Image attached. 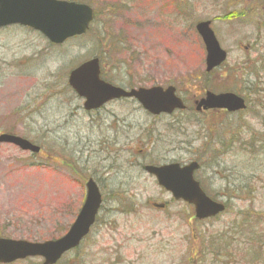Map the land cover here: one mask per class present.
I'll return each instance as SVG.
<instances>
[{
  "label": "rangeland",
  "instance_id": "374dc122",
  "mask_svg": "<svg viewBox=\"0 0 264 264\" xmlns=\"http://www.w3.org/2000/svg\"><path fill=\"white\" fill-rule=\"evenodd\" d=\"M67 1L86 3L98 13L83 40L55 47L27 29L0 30V135L43 148L34 157L0 145V237L44 242L64 235L93 178L105 197L99 223L60 264H239L234 255L249 248L244 242L261 240L264 250V112L256 98L249 95L247 113L198 129L192 120L184 128L180 113L150 117L131 99L87 113L68 85L71 70L102 56L113 85L174 86L189 106L205 91L244 96L251 85L264 90V9L245 11L247 0ZM209 20L229 56L206 75V52L195 26ZM249 69L260 72V81L241 76ZM252 140L262 144L251 146ZM191 160L202 165L196 177L206 193L228 205L214 221L195 220L190 207L142 170ZM253 223L258 226L251 229ZM220 234L225 247L231 241L244 244L229 247L231 257L219 256V247L212 251L209 241Z\"/></svg>",
  "mask_w": 264,
  "mask_h": 264
},
{
  "label": "water",
  "instance_id": "95a60500",
  "mask_svg": "<svg viewBox=\"0 0 264 264\" xmlns=\"http://www.w3.org/2000/svg\"><path fill=\"white\" fill-rule=\"evenodd\" d=\"M93 10L87 5L59 0H0V27L20 24L41 32L49 41L61 44L66 39L87 32L93 21ZM207 50V71L219 67L227 58L210 29V22L197 26ZM100 60L91 59L76 69L68 77L70 87L85 99L86 111L96 110L106 103L118 99H135L150 114H171L176 109H184L182 100L176 95V88L160 86L132 89L130 91L110 85L100 78ZM226 109L236 112L246 109L244 99L233 93L216 95L207 93L198 108ZM0 143L13 144L23 151L38 154L40 148L26 139L14 135L0 136ZM197 163L181 167L172 164L164 167L146 166L144 170L154 175L163 187L177 201H184L195 207V215L204 220L223 213L225 205L210 199L194 179ZM87 197L69 232L62 238L44 243L0 238V264H9L29 257H42L44 264H56L65 253L79 246L96 222L102 205V196L97 184L90 179L86 184ZM162 208L163 206L155 205Z\"/></svg>",
  "mask_w": 264,
  "mask_h": 264
},
{
  "label": "flooded vegetation",
  "instance_id": "af4514ba",
  "mask_svg": "<svg viewBox=\"0 0 264 264\" xmlns=\"http://www.w3.org/2000/svg\"><path fill=\"white\" fill-rule=\"evenodd\" d=\"M184 1V0H181V2ZM248 2V6L247 8L245 9V11H248L249 13L252 12L253 10H256L254 8H262L264 9V0H247ZM183 3V2H182ZM255 3V4H253ZM251 4H253V6H251ZM256 6V7H254ZM249 7V8H248ZM180 15H187L186 12L185 13H180ZM245 16V15H244ZM177 18H179L177 16ZM245 18V17H244ZM207 22V21H206ZM210 22V25H211V28L213 29L212 25H213V22L212 20H209ZM200 23V22H199ZM198 23V24H199ZM7 28H11L10 27H5V28H0L1 29H7ZM196 30V29H195ZM264 31V30H262ZM197 32V31H196ZM216 70L214 71H210V72H207L206 69H205V73L206 75L207 74H213ZM255 81H258L257 78H255ZM251 86H249V88H251ZM207 92H213L215 93L216 91H205L204 94L202 93L203 96H201L198 100H195L194 102V106H189L185 100L183 99L185 105H186V109L183 110V111H176L174 112L173 114L171 115H161V116H157L155 118H160V117H175L178 113H180L182 116H183V121L186 122H182L183 123V126L184 128H186V125L189 126V121L192 120L193 122V125H197L198 126V129H203L202 126L203 125H208V124H212V125H217V124H220V121L221 123L223 122L224 118H230L232 120V118L236 115H240V114H244V112H235V113H231L225 109H204V107H201L200 109L198 108V105L199 103L201 102V100H203L205 97H206V94ZM220 93H237L236 91H233V90H229V91H222ZM219 93V94H220ZM239 93V92H238ZM241 95V94H240ZM249 95L256 98V103L257 104H260L263 102V99H264V90H259V91H255V90H248L246 92H244V99L246 100L247 104H248V108L251 107L252 105V102L251 100L249 99ZM259 95V96H257ZM118 101H122V100H118ZM118 101H113L111 103H114V102H118ZM110 103V104H111ZM109 105V104H108ZM107 106V105H106ZM103 107L101 110L105 109L106 108ZM150 117H153L151 116L150 114H148ZM154 118V117H153ZM220 119V120H219ZM121 120L119 119L118 120V123L120 122ZM115 142V141H114ZM109 145L113 146V143H109ZM116 145L118 146V143H116ZM114 152V154L118 155L119 156V150H116V151H112ZM41 154H43V149L41 151ZM113 159H114V156H113ZM191 162H198L199 165H200V169L197 171V173L202 169V165L199 161H190ZM143 167V166H142Z\"/></svg>",
  "mask_w": 264,
  "mask_h": 264
},
{
  "label": "trees",
  "instance_id": "16d2710c",
  "mask_svg": "<svg viewBox=\"0 0 264 264\" xmlns=\"http://www.w3.org/2000/svg\"><path fill=\"white\" fill-rule=\"evenodd\" d=\"M90 34V32H89ZM86 37H82L80 38V40H83L85 39ZM99 58L101 60H103V57L102 56H99ZM260 72L258 70H249V72L246 74V76H249L251 74H255L256 76L259 74ZM102 74L104 76V69L102 71ZM105 77V76H104ZM256 91H259V90H256ZM71 92V90H70ZM259 96V95H257ZM260 105L263 106V109H264V102L263 103H260ZM264 111V110H263ZM251 146H254L256 143H261L259 141H251ZM257 221V220H256ZM258 222V221H257ZM245 223V222H244ZM243 223V224H244ZM259 224V222H258ZM256 226L258 225H255L254 223L252 224V228L251 229H254ZM245 227H246V224H245ZM239 229H242V232L243 233V227L241 226ZM233 231V230H232ZM236 234H239V231L236 230L235 232ZM204 240V237L202 238ZM226 239V237H224V234H220V235H215V237L211 238L210 239V243H209V246H210V249H212V251H215L216 252V246L219 247L218 251H219V256H223V255H227L229 257L232 256L231 253L229 252H226L228 251L229 247H232V246H235V242L234 241H231L226 247L224 246L223 242L224 240ZM233 240V238H232ZM237 245L235 246L236 248L239 249V247L241 245H243L245 243V245H247V247H249L247 250H240L234 255V258L238 257V259H234L236 263H239V264H242L243 261H245L246 263H249V264H264V260L262 259V256L264 255L262 251L263 250V246L261 244V240L259 241H256V240H251L250 242H244L243 244H240L238 242H236ZM204 246V242H202V247ZM202 255L205 256L206 255V252L203 250L202 248ZM215 255H213L214 257ZM218 256V257H219ZM228 258V257H226ZM232 259V258H231ZM230 259V260H231ZM229 260V258H228Z\"/></svg>",
  "mask_w": 264,
  "mask_h": 264
}]
</instances>
